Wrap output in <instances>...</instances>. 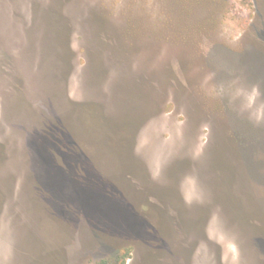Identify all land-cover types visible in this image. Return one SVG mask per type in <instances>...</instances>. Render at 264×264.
I'll return each mask as SVG.
<instances>
[{"label":"rangeland","instance_id":"1","mask_svg":"<svg viewBox=\"0 0 264 264\" xmlns=\"http://www.w3.org/2000/svg\"><path fill=\"white\" fill-rule=\"evenodd\" d=\"M0 264H264V0H0Z\"/></svg>","mask_w":264,"mask_h":264},{"label":"trees","instance_id":"2","mask_svg":"<svg viewBox=\"0 0 264 264\" xmlns=\"http://www.w3.org/2000/svg\"><path fill=\"white\" fill-rule=\"evenodd\" d=\"M95 15H96V14H95ZM95 15L93 16V19H94V20H96V21L101 20V18H100L101 16H99V15H96V16H95ZM101 28H102V27H101ZM45 129L48 130L47 127H45ZM234 134L239 135V132L236 131V133L234 132Z\"/></svg>","mask_w":264,"mask_h":264}]
</instances>
